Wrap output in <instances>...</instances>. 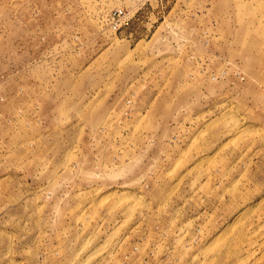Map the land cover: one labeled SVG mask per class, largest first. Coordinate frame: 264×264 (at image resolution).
<instances>
[{"label":"rangeland","instance_id":"rangeland-1","mask_svg":"<svg viewBox=\"0 0 264 264\" xmlns=\"http://www.w3.org/2000/svg\"><path fill=\"white\" fill-rule=\"evenodd\" d=\"M0 264H264V0H0Z\"/></svg>","mask_w":264,"mask_h":264},{"label":"built area","instance_id":"built-area-1","mask_svg":"<svg viewBox=\"0 0 264 264\" xmlns=\"http://www.w3.org/2000/svg\"><path fill=\"white\" fill-rule=\"evenodd\" d=\"M107 24L109 29L114 32H118L123 28H126L129 24L125 12L122 9L113 11L107 18Z\"/></svg>","mask_w":264,"mask_h":264}]
</instances>
